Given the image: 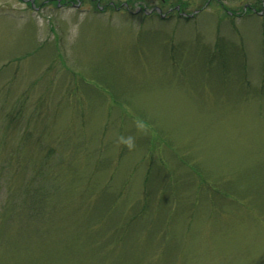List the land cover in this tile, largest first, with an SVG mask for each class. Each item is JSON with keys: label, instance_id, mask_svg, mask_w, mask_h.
Instances as JSON below:
<instances>
[{"label": "rangeland", "instance_id": "rangeland-1", "mask_svg": "<svg viewBox=\"0 0 264 264\" xmlns=\"http://www.w3.org/2000/svg\"><path fill=\"white\" fill-rule=\"evenodd\" d=\"M58 2L0 0V264H264V0Z\"/></svg>", "mask_w": 264, "mask_h": 264}, {"label": "trees", "instance_id": "trees-1", "mask_svg": "<svg viewBox=\"0 0 264 264\" xmlns=\"http://www.w3.org/2000/svg\"><path fill=\"white\" fill-rule=\"evenodd\" d=\"M73 1H75V0H73ZM77 1V0H76ZM131 2H133V1H135V0H130ZM78 2H79V0H78ZM180 9H181V11L183 10V6L181 5V7H180ZM253 11V10H252ZM158 14V13H157Z\"/></svg>", "mask_w": 264, "mask_h": 264}]
</instances>
